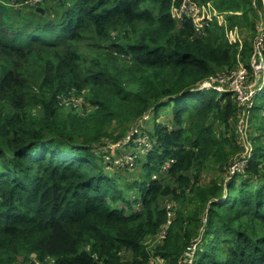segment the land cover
I'll return each mask as SVG.
<instances>
[{"label":"trees","instance_id":"obj_1","mask_svg":"<svg viewBox=\"0 0 264 264\" xmlns=\"http://www.w3.org/2000/svg\"><path fill=\"white\" fill-rule=\"evenodd\" d=\"M181 1L0 0V264H180L195 240L193 264H264V137L254 124L250 156L228 161L232 93L196 90L253 42L238 49L217 20L196 34L172 14ZM213 2L255 37L253 0ZM71 93L90 111L62 102ZM253 107L263 122L264 86ZM145 112L151 150L116 168L99 139ZM242 158L222 184L201 180Z\"/></svg>","mask_w":264,"mask_h":264},{"label":"built area","instance_id":"obj_2","mask_svg":"<svg viewBox=\"0 0 264 264\" xmlns=\"http://www.w3.org/2000/svg\"><path fill=\"white\" fill-rule=\"evenodd\" d=\"M38 1V0H33ZM264 13H261V15ZM173 16L178 20H183V18H188L191 21L193 30L196 34L202 35L205 33L206 28L209 26L211 19L209 18V12L206 11L205 5L200 4L195 0H182L178 7L172 10ZM263 16L260 18L259 23L257 25V34L253 41V53H254V61L252 66L247 68V66L239 65L227 72L218 73L217 75H210L205 78L196 88V90H207V89H215L219 94L229 92L234 96V100L236 103L237 114L242 117H248L251 112V109L254 106V99L263 86H264V56H263V48H264V18ZM220 23V22H219ZM250 73V75H249ZM253 74L259 78V81L255 88L249 90L248 82L251 80L250 77H253ZM66 98L62 100V102H66ZM140 119V120H139ZM149 119V112H145L141 117L137 120L139 122L144 123ZM248 126V122H247ZM247 130V128H246ZM246 130L244 132V138L247 139ZM138 135L137 140L139 143L143 144L145 147V151L151 150V143L147 133H143L139 131L137 128L129 131L125 136L117 140L112 146H107V150L109 151V155L105 153L104 158L107 161L111 162L116 168L122 167L123 165H128L129 168H132L135 164L134 157H138L136 155L128 154L123 156L122 158H114L112 152L120 151L124 149L125 145H129L131 142H134V136ZM246 150L244 152L245 158L249 157L252 152V147L249 141L246 142ZM114 148V149H113ZM113 149V150H109ZM245 158L235 160L231 165V171H242L245 165ZM173 162L172 159L164 161L162 165V170L166 171L170 164ZM167 213L170 215L169 208L170 204L167 203ZM170 223V219L168 218L167 222L161 228L159 232V240H163L166 236L167 227ZM197 251V241L191 242L183 252L181 259L179 260L180 264H193L195 255ZM146 264H164V261L161 258L152 257Z\"/></svg>","mask_w":264,"mask_h":264},{"label":"rangeland","instance_id":"obj_3","mask_svg":"<svg viewBox=\"0 0 264 264\" xmlns=\"http://www.w3.org/2000/svg\"><path fill=\"white\" fill-rule=\"evenodd\" d=\"M256 2H257V0H253L251 7H252L255 15L260 16L261 12L259 11V9H258L259 7H258ZM30 3L34 4V5H38L37 1L34 2L33 0H30ZM199 3L205 5L206 11L209 12V18L211 19V22L217 20L218 22H220L222 25L225 26V28L227 29V37L229 39V42L235 43L237 45L238 49H242L244 39L247 42L248 41L250 42V40H252V42L254 41L255 37L253 38V30L251 32L252 28L250 29L249 27H243V26H239V25H235L233 27H230L229 23H228V18L226 17L225 14H219L218 10L215 7L213 0H206L205 2L203 1V2H199ZM263 4H264V1H263ZM38 7H40V6H38ZM40 8L42 9V7H40ZM262 10H264V7L262 8ZM241 14H242V12H240V11L235 12V15L240 16ZM176 20L178 21V19H176ZM240 21H242V24L248 23L249 25H247V26L251 25L250 21L245 22L243 18H241ZM254 59H255V57H254L253 49H251V52H250L248 58L243 59V57L241 55H237L236 62L234 63L233 66H231L230 68L215 69L214 72L210 75H217L218 73H222L225 71L227 72L228 70H231V69H233L239 65L249 66V70H250V66H252ZM249 75H250V73H249ZM250 79L251 80L248 82V85L250 86L249 90L255 88L258 81H259V78H257L254 74H253V77L252 76L250 77ZM82 92H85V91H82ZM233 98H234V96H233ZM66 99L68 100V101L66 100V102L68 104H70V106H72V108H74L76 112L82 114L83 112H85L84 110H86V112L90 111V110H88L90 103L87 99H85L84 94H81L80 96H78L76 94L71 93L70 96ZM253 108L251 109V112L248 115V117L247 116L242 117L241 115H238V114L235 117L234 128H235V134L237 136V143L235 141L236 148L232 151L231 156L229 157L228 161H232L240 153L244 154V152L246 150V146H247L245 144L247 141H249V143L252 147V144H251V141L249 138L252 136L253 133H254V135L257 134V132H255L253 129V128H255V126L258 128L257 131L260 133V135H262L264 137V121L261 122L259 120L260 119L259 117H256V120L251 118ZM137 119H135L134 121H130L127 124H124L122 127H118L115 124H113L111 127H109V134L107 136H102L99 139V141H101V143H100V147L98 148L97 151H103L104 153L109 155V151H104V150H107L106 149L107 146H112L115 142H117V140H119L120 138L125 136L129 131L133 130L134 128H137L139 131L150 128V124H151L150 118L144 123L139 122L140 119L139 120H137ZM247 122H248V126H247ZM254 124H256V125L254 126ZM246 128H247V130H246ZM245 130H246V134H247V139L244 138ZM86 135L89 136L90 135L89 132H87ZM137 138H138V135H135L134 136V142H131L129 145H125L124 149H121L120 151L112 152V153H114L113 154L114 158H122L123 156H126L128 154H132V155L137 154L138 157H141L142 155H144L146 152L144 150L145 147L143 146V144L139 143ZM79 139L83 140L82 137H80ZM99 141L97 140L94 142L98 143ZM113 149H109V150H113ZM241 149H242V152H241ZM137 159L138 158L134 157L135 162ZM134 164H136V163H134ZM229 168H228V163H227L223 169L218 171V174H215L213 172V169H214V171H216L214 166L213 165L209 166V164H208L206 166L205 171H202L200 178L206 184V182H208L211 178H213V176L221 177L220 184H222L224 181H226V180H228V178H230L232 171H231V168L230 169ZM132 173H134V171H132ZM191 198H192V196L186 197V201H187L186 205L188 206V208H193V201L191 200ZM204 221H205V219H204Z\"/></svg>","mask_w":264,"mask_h":264},{"label":"water","instance_id":"obj_4","mask_svg":"<svg viewBox=\"0 0 264 264\" xmlns=\"http://www.w3.org/2000/svg\"><path fill=\"white\" fill-rule=\"evenodd\" d=\"M41 8L40 7H37V10H40Z\"/></svg>","mask_w":264,"mask_h":264},{"label":"clouds","instance_id":"obj_5","mask_svg":"<svg viewBox=\"0 0 264 264\" xmlns=\"http://www.w3.org/2000/svg\"><path fill=\"white\" fill-rule=\"evenodd\" d=\"M38 1H40V0H38ZM38 1H37V2H38ZM199 91H200V90H199Z\"/></svg>","mask_w":264,"mask_h":264}]
</instances>
